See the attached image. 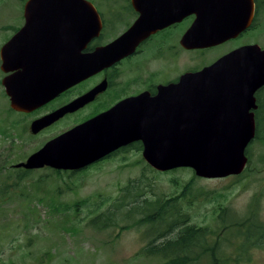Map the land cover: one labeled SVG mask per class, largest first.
<instances>
[{"label":"water","instance_id":"obj_1","mask_svg":"<svg viewBox=\"0 0 264 264\" xmlns=\"http://www.w3.org/2000/svg\"><path fill=\"white\" fill-rule=\"evenodd\" d=\"M139 13L119 37L82 53L101 27L88 0H26L24 23L0 47L1 79L9 106L29 113L104 65L131 53L138 41L164 24L194 14L181 38L187 48H205L236 37L252 21L253 0H132ZM264 84V50L243 45L175 83L127 98L109 110L47 140L25 160L27 170L45 166L80 170L134 140L157 171L187 167L200 178L240 174L255 135L251 108ZM95 90L30 122L36 133L89 101Z\"/></svg>","mask_w":264,"mask_h":264},{"label":"rangeland","instance_id":"obj_2","mask_svg":"<svg viewBox=\"0 0 264 264\" xmlns=\"http://www.w3.org/2000/svg\"><path fill=\"white\" fill-rule=\"evenodd\" d=\"M25 1L0 0V47L13 32L12 26L21 20ZM95 1L100 3L106 17L127 7V0ZM261 12L259 36L264 40V7ZM124 23L111 32L124 29ZM234 44L209 49L207 59ZM1 78L0 71V165L3 166L0 183L5 179L11 185L9 193L8 188L5 192L8 195L0 194V264H164L160 258L139 254L146 241L145 230L126 227L130 222L122 220L126 205L122 208L115 205L128 180L141 178L142 174L144 184L149 185L147 189L156 195L180 193L184 184L193 178L188 213L199 225L220 230L218 235L209 237H217L221 246L228 248V255L223 256L224 264H264V237L257 239L260 244L249 249L248 257L240 258L232 249L238 242L236 237L264 231V144L261 140L253 139L248 145L246 171L222 178H200L187 167L152 171L140 161V151L139 154L127 151L84 171H68L61 176L46 167L33 169L28 177L13 184L16 172L10 165L25 160L54 131L31 137L28 124L35 114L9 112V99ZM22 127L25 130L19 136ZM223 207L226 209L218 214ZM108 210L111 220H118L119 225L100 229L90 224L93 217Z\"/></svg>","mask_w":264,"mask_h":264},{"label":"flooded vegetation","instance_id":"obj_3","mask_svg":"<svg viewBox=\"0 0 264 264\" xmlns=\"http://www.w3.org/2000/svg\"><path fill=\"white\" fill-rule=\"evenodd\" d=\"M88 1L91 2L97 10L101 21V27L98 34L92 37L82 49L81 52L84 54L91 53L96 48L105 46L115 40L134 23L139 15L133 7L132 0H127L126 10L119 11L110 17L105 16V12L100 9L101 5L99 2L96 3L95 0ZM112 1L115 2V0ZM253 1L254 12L251 24L236 37L230 38L214 46L205 48H187L181 44V38L185 31L190 27L192 20L195 17L194 14H185L178 20H174L157 28L140 42L138 41L131 53L111 62L109 65H104L101 68H98L87 77L62 90L56 97L47 103L29 112L30 114L35 115L30 119L28 126L32 120L56 110L89 91L95 90L92 98L83 105L73 111L63 114L57 120L53 121L48 126H45L38 132L31 133L28 129V133L31 137H36L42 133L54 131V134L49 136V140L71 129L77 124L109 110L124 99L138 96L140 93H146L148 96L152 97L158 92V86L175 83L183 74L195 72L208 66L217 58L231 50L247 44L257 45L261 50H264V40L259 36L260 28L262 27L260 26V13L263 14L261 11L264 7V0H260L262 2L260 8L257 7L256 0ZM24 4L25 2L23 3V6ZM117 11L118 10H116V12ZM123 21H125L124 25H126V27L122 30L119 28L118 31L112 33L111 30L115 27H119V24ZM23 23L24 10L22 9L21 20L18 25L12 26L13 32L8 36L5 42H7L17 30H19ZM247 35H250V38L243 39V37ZM231 42L235 44L219 55L207 59L206 53L209 49ZM182 56L184 62H181ZM196 56H200L201 58L198 59ZM192 59H195L196 61L193 62ZM0 71L2 77H4L5 75L12 73L14 70L4 72L0 68ZM254 102L256 107L251 108L250 110L253 112L256 133L257 129H264V84L254 92ZM59 127L60 129H58ZM139 143L141 144L139 140L129 142L83 169L64 171H84L89 167L97 166L104 161L127 151H136V153L139 154ZM246 237L261 239L264 237V231L256 230L247 234Z\"/></svg>","mask_w":264,"mask_h":264},{"label":"trees","instance_id":"obj_4","mask_svg":"<svg viewBox=\"0 0 264 264\" xmlns=\"http://www.w3.org/2000/svg\"><path fill=\"white\" fill-rule=\"evenodd\" d=\"M257 7L260 8L262 2L256 0ZM9 112L14 114H22V112H16L9 108ZM25 128L19 129V136ZM254 139L261 140L264 144V133L262 129H257ZM249 145V144H248ZM248 148V146H247ZM246 148V155H249V151ZM141 150V144L139 143V151ZM144 163L145 167L152 171H157L148 165L145 160L140 159ZM14 168L13 165H10ZM49 168V167H46ZM3 166L0 165V171ZM56 176H61L62 173L68 172L64 170H56L49 168ZM176 169H183L176 168ZM172 169L169 171H174ZM16 172L15 181L23 180L30 175L33 170H27L24 168L12 169ZM244 169L243 171H246ZM167 172V171H166ZM74 173V172H70ZM144 175L141 178L130 179L124 186V191L118 197L116 204L117 208H122L125 205V210L122 211L124 216L122 220L128 223L127 226L139 227L145 230V243L141 246L139 254L147 258H160L164 264H224L226 259L223 256H227L228 248L222 247V243L217 241V237H209L212 235H218L220 230L211 229L208 227L199 225L194 221L188 213L190 205L191 185L194 179H190L183 186V191L180 193L171 194H154L149 185H145L143 182ZM139 181V183H138ZM176 184L175 180H172ZM178 184V183H177ZM2 185V187H1ZM9 185L4 179L0 183V194L8 195L5 193ZM226 208H219V212L224 211ZM110 210L101 212L97 216L93 217L89 222L95 228L104 229L109 226L119 225L118 220L112 221ZM217 214V215H218ZM216 215V216H217ZM123 228V227H120ZM238 235V234H237ZM216 239V240H215ZM238 242L232 249L238 254L240 258L248 257V251L252 246L260 244V239L255 237H236ZM223 260V261H222ZM225 260V261H224Z\"/></svg>","mask_w":264,"mask_h":264}]
</instances>
